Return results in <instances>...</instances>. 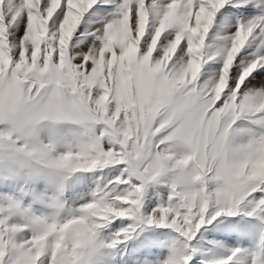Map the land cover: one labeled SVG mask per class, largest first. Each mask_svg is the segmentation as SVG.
Wrapping results in <instances>:
<instances>
[{
  "label": "snow or ice",
  "instance_id": "snow-or-ice-1",
  "mask_svg": "<svg viewBox=\"0 0 264 264\" xmlns=\"http://www.w3.org/2000/svg\"><path fill=\"white\" fill-rule=\"evenodd\" d=\"M98 3L0 0V150L13 163H41L64 178L123 164L115 184L130 187L119 194L98 190L64 219L33 216L20 201L0 207V264H86L104 246L101 230L117 218L146 220L191 241L211 222L212 206L213 221L238 215L249 197L258 203L248 215L264 213V132L238 147L229 140L242 117L264 125V75L257 71L264 55L248 61L225 94L237 57L257 29L264 33V17L239 23L230 46L216 53L224 57L218 77L200 83L206 39L229 0H199L198 6L196 0H122L94 39L73 46L85 13ZM153 16L158 25L142 50ZM171 30L174 38L161 44ZM184 41L189 58L176 60ZM253 73L259 86L241 92L246 81L253 84ZM42 121L82 126L86 139L57 154L52 144L36 141ZM169 172L168 201L143 216L145 186ZM135 227H122L107 247L130 239ZM194 251L177 248L160 264H190ZM240 252L237 247L233 256Z\"/></svg>",
  "mask_w": 264,
  "mask_h": 264
},
{
  "label": "rangeland",
  "instance_id": "rangeland-1",
  "mask_svg": "<svg viewBox=\"0 0 264 264\" xmlns=\"http://www.w3.org/2000/svg\"><path fill=\"white\" fill-rule=\"evenodd\" d=\"M121 2L122 0H99L97 5L85 13L73 37L72 45L76 46L78 41L88 43L94 39L96 30L102 28L113 17ZM160 2L167 4L170 0H160ZM196 3L198 6L199 0H196ZM261 17H264V0H229L225 8L217 13L206 39V63L200 83L218 77L224 57L216 53L220 48L230 46L231 36L237 30L239 23H247ZM157 25L158 20L153 16L142 41V50H146ZM22 34L23 26L16 34V38L18 39ZM174 35L175 30L165 33L161 38V44L165 43V37L174 38ZM84 43L79 44V47H84ZM159 51L158 48L157 52ZM261 55H264V33L257 29L233 65L234 79L230 81L229 89L225 94L235 86V79L248 61ZM181 56L185 61L189 58L186 53V41L182 42L175 59L179 60ZM257 71L264 75V68ZM253 77H255L253 84L249 85L246 81V87L241 88V92L246 88L259 86V77L256 73H253L249 79ZM261 132H264V125L257 123L256 118L242 117L232 126L229 140L233 146L238 147ZM84 139L86 136L83 127L71 122L42 121L37 126L36 141L52 144L57 154L70 148L75 149ZM0 157H3L0 159V207H7L14 201H20L33 216L59 215L62 219L68 218L78 212L81 205L94 199L98 190L115 189L116 194H119L130 187L127 183L115 184L116 178L122 175V170L126 167L123 164L110 165L92 172L65 174L66 178H64L41 163L33 162L28 166L13 163L7 159L6 150H0ZM173 172L145 186L141 210L143 216L147 217L158 205L168 201L174 179ZM123 176L127 178L126 173H123ZM257 203L258 200L249 197L241 204L238 215L225 214L214 221L211 220V216L215 209L214 206L210 207L206 221L211 222L201 226L191 241L174 229L149 225L146 220L140 222L132 218H117L101 230L98 239L104 246L90 253L86 264H160L174 250L186 245L189 251L195 249L190 264H219V261L226 260L230 256L232 259L228 260L227 264H253V260L264 261V213L256 211L254 215H248L256 209ZM129 224L136 226L131 238L115 249L107 247L116 233ZM225 224H231L233 227L225 229L223 227ZM237 247L241 252L233 256Z\"/></svg>",
  "mask_w": 264,
  "mask_h": 264
}]
</instances>
